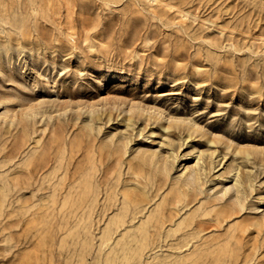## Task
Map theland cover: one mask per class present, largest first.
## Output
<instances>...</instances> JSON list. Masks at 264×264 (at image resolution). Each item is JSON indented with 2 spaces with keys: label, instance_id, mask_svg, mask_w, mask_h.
<instances>
[{
  "label": "rangeland",
  "instance_id": "obj_1",
  "mask_svg": "<svg viewBox=\"0 0 264 264\" xmlns=\"http://www.w3.org/2000/svg\"><path fill=\"white\" fill-rule=\"evenodd\" d=\"M0 264H264V0H0Z\"/></svg>",
  "mask_w": 264,
  "mask_h": 264
}]
</instances>
